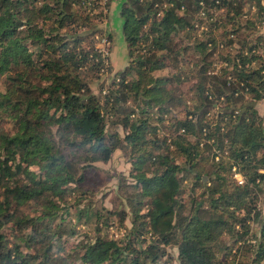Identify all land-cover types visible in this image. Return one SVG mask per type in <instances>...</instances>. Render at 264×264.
I'll list each match as a JSON object with an SVG mask.
<instances>
[{
	"label": "trees",
	"instance_id": "trees-1",
	"mask_svg": "<svg viewBox=\"0 0 264 264\" xmlns=\"http://www.w3.org/2000/svg\"><path fill=\"white\" fill-rule=\"evenodd\" d=\"M119 1L127 64L99 96L98 0H0V264H158L168 246L179 264H264V0H171L160 17L161 0ZM116 149L124 204L80 206Z\"/></svg>",
	"mask_w": 264,
	"mask_h": 264
},
{
	"label": "rangeland",
	"instance_id": "rangeland-1",
	"mask_svg": "<svg viewBox=\"0 0 264 264\" xmlns=\"http://www.w3.org/2000/svg\"><path fill=\"white\" fill-rule=\"evenodd\" d=\"M119 8L120 1L111 0V3L107 7L102 6L98 9V11L105 12V15H107L106 17H103V19L99 23H96V27L99 28L98 31H103V33L105 32L106 34L112 33L111 39H109V44L104 45L100 43V39L102 37H107L106 34H101L95 42L96 47L98 46L99 48L102 47L108 50L107 55L109 59V66L111 67V70H107V72L109 73L107 77L101 75L100 78L96 77L90 83L92 91L99 96L100 87L107 86L115 71L122 69L127 64L125 44L122 36V18L119 15ZM245 8L247 9V7ZM255 25L258 32L264 33V22H262L261 24L257 22ZM198 33L202 32L198 30ZM170 72L171 70L169 68L163 69L158 71L156 75H168ZM190 85L191 81L181 84L182 93H188ZM258 107V113L262 116L264 123V100ZM114 129V127H108V130L113 131ZM116 129L120 132L121 135H123L120 126H117ZM95 165L96 170H98L96 173L97 175H95L93 172H90L88 174V178L92 183V185L90 186V189L92 188V193L87 194V198L81 202L80 206L91 204L92 208L101 211L102 207L109 210L115 208L117 202L120 203V205H123L125 202V195L127 193L123 192L125 190L124 186H119V184H124L125 187H127L134 182V178L129 176L131 165L123 150L116 149L108 162H97L95 163ZM34 169L36 170V168ZM127 189L129 191L132 190L131 187H127ZM260 209L262 215H264V191L260 202ZM116 221L117 220L114 219V223ZM125 224L127 226L130 225L129 217L125 220ZM258 226V223H253L251 228L254 232H257ZM80 229L85 231L88 236H92L91 227L87 228L81 226ZM123 231V228L116 223L115 226H111L107 230L110 237L120 236ZM82 238L83 234H80L78 237L72 238L71 241ZM166 251L167 255L164 256L158 264H179L177 260V248L175 246H168L166 247Z\"/></svg>",
	"mask_w": 264,
	"mask_h": 264
},
{
	"label": "built area",
	"instance_id": "built-area-1",
	"mask_svg": "<svg viewBox=\"0 0 264 264\" xmlns=\"http://www.w3.org/2000/svg\"><path fill=\"white\" fill-rule=\"evenodd\" d=\"M98 4L99 5H101L100 7H102V6H105V4H106V0H98ZM201 4H202V2H201ZM172 6H174V2L173 1H171V0H161L160 2H156L155 4H154V8L156 9V16L157 17H160L162 14H164V10L165 9H167L168 7H172ZM184 9H185V7H184V5H181L178 9H177V12L179 13V14H182L183 13V11H184ZM246 10V9H245ZM252 10H253V7H252ZM199 14L202 16V17H204V15H205V12H204V10H200V12H199ZM211 20L213 19V17H211L210 18ZM230 36H232V34L230 35ZM97 39L99 38L98 36L96 37ZM100 43L101 44H104V45H107V44H109V39L107 38V37H102L101 39H100ZM220 47H222V44H220ZM238 46H237V44H233V48H237ZM97 48H98V50L101 52V54H102V56L104 57V56H108L107 54H108V50L107 49H105V48H99L98 46H97ZM254 51V50H253ZM235 52V51H234ZM241 53L240 54H242V55H247V54H249V51L245 48V49H243V50H241L240 51ZM256 52V51H255ZM236 54L238 53V52H235ZM234 62L239 66L240 65V59H239V57L238 58H236L235 60H234ZM254 62H251V64H253ZM226 67H230V64H229V62H228V60H220V61H214L213 62V64H212V66H211V68H210V70H208V74H212V75H216V74H219L220 72H221V70L223 69V68H226ZM104 69H102L101 71H103ZM108 72H107V70H105V71H103L102 72V75H104V76H108ZM227 80H228V83H229V81L231 80V75H228L227 76ZM186 82V81H185ZM184 82V83H185ZM104 92V91H103ZM222 99H223V97L221 96L220 98H219V101H222ZM187 103H189L188 101H187ZM218 108H219V104L218 103H216L215 104V106H214V108H212L209 112H207V114H206V116L208 117V118H210L212 115H214L217 111H218ZM238 113V110H235L234 111V114H237ZM164 117L166 118L167 117V115L165 114L164 115ZM189 118H192V119H194V116H192V115H189ZM166 123H167V121H166ZM203 130H205V129H203ZM158 131L160 132V133H162V131L160 130V128H158ZM157 131V132H158ZM184 130L183 129H180L179 130V133H182ZM158 132V133H159ZM234 177L237 179V181L239 182V183H242V177L240 176V174H238V173H235L234 174Z\"/></svg>",
	"mask_w": 264,
	"mask_h": 264
},
{
	"label": "crops",
	"instance_id": "crops-1",
	"mask_svg": "<svg viewBox=\"0 0 264 264\" xmlns=\"http://www.w3.org/2000/svg\"><path fill=\"white\" fill-rule=\"evenodd\" d=\"M262 101L263 100H261V101H259V102H257L256 104H255V108L258 110V112H259V105H261L262 104Z\"/></svg>",
	"mask_w": 264,
	"mask_h": 264
},
{
	"label": "water",
	"instance_id": "water-1",
	"mask_svg": "<svg viewBox=\"0 0 264 264\" xmlns=\"http://www.w3.org/2000/svg\"><path fill=\"white\" fill-rule=\"evenodd\" d=\"M206 178L204 177V180H205Z\"/></svg>",
	"mask_w": 264,
	"mask_h": 264
}]
</instances>
